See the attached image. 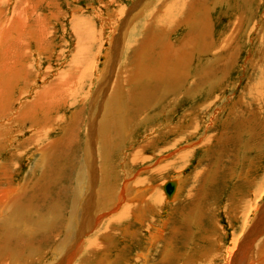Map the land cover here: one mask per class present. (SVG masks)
<instances>
[{"label": "rangeland", "instance_id": "rangeland-1", "mask_svg": "<svg viewBox=\"0 0 264 264\" xmlns=\"http://www.w3.org/2000/svg\"><path fill=\"white\" fill-rule=\"evenodd\" d=\"M7 186L0 264L68 235L64 264H232L264 202V0H0Z\"/></svg>", "mask_w": 264, "mask_h": 264}, {"label": "bare ground", "instance_id": "bare-ground-1", "mask_svg": "<svg viewBox=\"0 0 264 264\" xmlns=\"http://www.w3.org/2000/svg\"><path fill=\"white\" fill-rule=\"evenodd\" d=\"M148 1V0H147ZM147 4V3H146ZM137 9V6L135 5L133 8H132V10H131V12L132 11H134V10H136ZM131 14V13H130ZM134 14V13H133ZM177 56H178V54H177ZM109 58V57H108ZM109 64V63H108ZM107 68H109V65L107 66ZM110 69V68H109ZM106 71V70H105ZM103 72V71H102ZM99 76V75H98ZM103 77H105V76H103ZM98 79V78H97ZM99 83V82H98ZM102 83V82H101ZM104 84V83H103ZM102 84V85H103ZM98 94V93H97ZM91 137L92 136H90L89 138H88V136H87V140L86 141H88L89 143H90V141H92V140H90L91 139ZM90 148V147H89ZM88 155H91V154H88ZM88 155H86L87 157H89ZM89 160V159H88ZM88 160L86 159V163H87V173H88V175L89 174H91V177L93 176V171H92V166H91V162L89 163L88 162ZM90 161V160H89ZM92 161V160H91ZM89 163V164H88ZM90 171H92V172H90ZM89 179V178H88ZM91 180H93L92 178H91ZM88 184V183H87ZM173 184V183H172ZM90 184H88V186H89ZM90 186H93V185H90ZM175 186L177 187V185L175 184ZM11 187H6V191H2V190H0V194H1V196H4V198L2 197L1 199H0V207L6 202V199H8V197L10 196V193L11 194H15V192H17V191H13V190H11L10 189ZM10 189V190H9ZM93 189V188H92ZM82 190V188H80L79 189V191H81ZM91 190V189H90ZM108 190V189H107ZM106 190V191H107ZM105 191V190H104ZM141 191V190H140ZM139 191V192H140ZM10 192V193H9ZM125 192V191H124ZM112 193H109V195H111ZM0 196V197H1ZM81 196L82 195H80V198H81ZM90 197V200H88V204L91 202V199H92V196L90 195L89 196ZM94 197V196H93ZM121 195L119 196V199H118V202H117V204H118V206L120 205V202L121 201H123L122 199H124L125 200V197H121ZM99 198V197H98ZM9 200H11V199H9ZM87 200V199H86ZM101 200V199H100ZM81 202V201H80ZM103 204V206H102V208L103 209H106V205L104 204V202L102 203ZM117 204L115 203V208L116 207H118L117 206ZM93 207H94V205H93ZM114 208V207H113ZM21 209H23V208H21ZM111 209V211H112V207L110 208ZM117 209V208H116ZM76 209H74V218H73V220H74V222L76 221V219H77V217H76ZM106 211H108V210H106ZM111 211H109V212H111ZM15 212H16V210H15ZM84 213H86V215L84 214V219L85 220H87V221H89V220H91V217H90V215H89V208H87V210L84 212ZM96 213H97V211H96ZM100 213H102V212H100ZM107 213V212H106ZM73 215V214H72ZM96 215H98V219L101 217H103V213L102 214H95V216ZM94 218V217H93ZM263 219H264V202H263V204L261 205V207H260V210L258 211V214H255V217L253 218V221H252V223H251V225H250V227L247 229V231H246V233L243 235V238L240 240V243H239V245H238V249H237V252L234 254V256H233V259H232V264H239V263H242V262H244V261H246V260H248V259H250L251 260V262H253V260L255 261V257H257V259H256V261H255V263L254 264H264V258H262V256H261V251L260 250H262L261 248H259V250L257 251L258 253L255 255V253H254V256H250V253L252 252L251 251V248L253 247V245L255 244V242L257 241V236H258V234H259V232L261 231V232H263L264 231V221H263ZM86 221V222H87ZM98 223V222H97ZM89 224V223H88ZM77 226V225H76ZM81 226V225H80ZM83 227V226H82ZM80 229V228H79ZM105 229V228H104ZM81 231V232H80ZM79 232H78V234L80 233V235L82 236V233H83V230H80ZM109 231V229L107 230V232ZM70 237V235H68V236H66V238H65V241H63L62 243H64L63 244V246H61L62 245V243L59 245L60 246V248H59V250L57 249L56 250V254H58L59 253V256L58 257H61V256H63L62 257V260H60L58 263H56V264H64L65 263V261L63 260V259H65V257H66V255H68V258L71 260L72 258H71V253L74 251V253H75V249H73V248H75V244H74V239H71V238H69ZM77 239H79L78 238V236H77ZM151 239H153V238H151ZM73 241V243H71ZM96 241H98V240H96ZM99 242V241H98ZM69 243H71V245L69 244ZM77 243H78V241H77ZM76 243V244H77ZM104 244V243H103ZM75 245V246H74ZM96 245V244H95ZM252 245V246H251ZM73 246V247H72ZM67 247V248H66ZM77 247V246H76ZM90 248V247H89ZM99 248V247H98ZM102 248V247H101ZM106 248V247H105ZM79 249V248H78ZM77 249V250H78ZM91 249L93 250L94 248L93 247H91ZM100 250V249H99ZM264 250V249H263ZM105 251V250H104ZM71 252V253H70ZM241 253H244V254H241ZM76 254V253H75ZM240 255V258L239 259H237V257ZM249 255V257L247 258V256ZM55 256V255H54ZM254 257V258H253ZM51 260L50 261H56V260H58L57 259V257L54 259V260H52V258H50ZM240 261V262H239ZM250 262V261H249ZM51 263V262H50ZM52 264H54V263H52Z\"/></svg>", "mask_w": 264, "mask_h": 264}, {"label": "water", "instance_id": "water-1", "mask_svg": "<svg viewBox=\"0 0 264 264\" xmlns=\"http://www.w3.org/2000/svg\"><path fill=\"white\" fill-rule=\"evenodd\" d=\"M174 189V184H172L171 182H167L163 187L165 195L169 197L174 193Z\"/></svg>", "mask_w": 264, "mask_h": 264}]
</instances>
